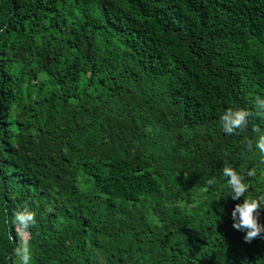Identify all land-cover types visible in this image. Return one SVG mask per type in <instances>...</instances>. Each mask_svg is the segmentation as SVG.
<instances>
[{"label": "trees", "instance_id": "obj_1", "mask_svg": "<svg viewBox=\"0 0 264 264\" xmlns=\"http://www.w3.org/2000/svg\"><path fill=\"white\" fill-rule=\"evenodd\" d=\"M256 96L264 0H0V264L25 206L31 264H264L221 174L264 194Z\"/></svg>", "mask_w": 264, "mask_h": 264}, {"label": "clouds", "instance_id": "obj_2", "mask_svg": "<svg viewBox=\"0 0 264 264\" xmlns=\"http://www.w3.org/2000/svg\"><path fill=\"white\" fill-rule=\"evenodd\" d=\"M254 107L256 109L255 115L264 117V98L260 96L255 97ZM252 115L249 111L243 109L228 108L220 116V124L223 131L232 135L238 130L244 129L248 124V117ZM259 131V129H255ZM248 148H252L251 142L248 143ZM256 148L261 154H264V135H260L256 142ZM222 176L226 178L229 187V193L233 200H238L243 197L242 203L235 204L231 216L233 218V227L237 230L244 231L246 234L243 239L246 242H251L253 239L259 237L264 233V224L259 222L258 212L261 205H264V194L257 198H247L245 193L249 189V185L244 182V177L237 173L231 166L222 167ZM255 175V170L247 172L248 177ZM209 183H213L209 181ZM11 224L15 226L17 235L26 233L36 224V216L27 206L23 210L14 212ZM14 254L18 257L19 264H31V249L28 241L21 239L14 249Z\"/></svg>", "mask_w": 264, "mask_h": 264}, {"label": "rangeland", "instance_id": "obj_3", "mask_svg": "<svg viewBox=\"0 0 264 264\" xmlns=\"http://www.w3.org/2000/svg\"><path fill=\"white\" fill-rule=\"evenodd\" d=\"M20 236H21V238H22L23 240H26V239L28 238V234H27V233H21ZM15 263H16V264H19V260H18V258L15 260Z\"/></svg>", "mask_w": 264, "mask_h": 264}]
</instances>
